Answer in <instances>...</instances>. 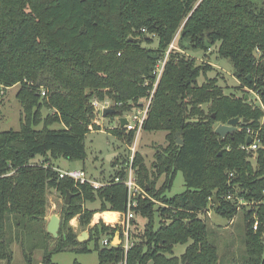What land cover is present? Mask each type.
Masks as SVG:
<instances>
[{
  "label": "trees",
  "instance_id": "16d2710c",
  "mask_svg": "<svg viewBox=\"0 0 264 264\" xmlns=\"http://www.w3.org/2000/svg\"><path fill=\"white\" fill-rule=\"evenodd\" d=\"M174 40L142 129L166 132V146L157 149L151 169L140 152L132 162L146 193L132 209L147 219L142 236L133 235L128 253L122 246L106 248L102 240L115 237L118 227L100 222L80 242L71 227L75 217L86 229L95 214L127 212V187L114 178H126L130 155L112 161L121 169L98 191L60 179L55 161L87 160V136L99 130L95 100H112L114 109L126 112L151 97L154 70ZM212 47L233 65L238 90L247 88L243 95L225 93L218 78L207 76L213 68L188 53ZM16 85L20 128L0 133V263H13L11 246H24L20 236L35 224L43 237L39 264H55L61 252L90 254L91 242L99 264H219L208 231L213 210L230 222L245 214V264H264V0H0V88ZM233 118L246 122L220 138L216 126ZM249 130L262 144L255 153L243 148ZM111 132L133 145L136 132ZM180 172L186 191L168 198ZM234 187L248 205L223 199ZM54 191L63 199L58 238L47 233ZM68 191L74 194L69 205ZM218 237L212 233L214 241ZM176 245L186 246L185 253L176 256ZM31 251L23 250L26 264H35Z\"/></svg>",
  "mask_w": 264,
  "mask_h": 264
},
{
  "label": "rangeland",
  "instance_id": "374dc122",
  "mask_svg": "<svg viewBox=\"0 0 264 264\" xmlns=\"http://www.w3.org/2000/svg\"><path fill=\"white\" fill-rule=\"evenodd\" d=\"M153 46L157 45V40H153ZM217 48H209L205 53H194L193 51H188V53L195 57L198 64L200 65H210L213 70L209 71L207 76L211 78H218L219 85L225 89L227 94H236L241 96L244 92L247 91V88L238 90L241 86L240 82L233 76V65L229 60L219 59L217 57ZM205 79L202 77L199 82L202 84ZM20 86L16 85L12 88H0L3 91V94L0 95V133L4 131H18L20 128V113L21 105L19 100L16 99V94ZM251 93L252 100L256 99L257 96ZM206 109V107H205ZM48 112L43 111V115H46ZM120 125L119 116L105 117L103 118V127L102 130L91 132L87 136L86 140V149H87V160L82 161H66L64 159H59L55 161V165L64 170H85L90 178L95 179L96 181H105L111 175L114 174L115 168L112 166V161H115L118 157L128 156L131 153V149L124 139H119L111 131L118 129ZM54 128H60L59 125H54ZM120 130V128H119ZM125 131V130H124ZM166 146V132L156 131V133H150L142 131L139 135V140L137 141V152H140L144 156L145 164L151 169L152 164L155 161L156 151L160 147ZM133 147V145H132ZM117 154L116 157L112 159L111 162L107 159L109 155ZM44 157H37L36 160H43ZM159 186L163 183V177L160 178ZM186 191V182L184 181L182 173H178L174 180V186L171 191L166 193L168 198H173L176 195H180ZM63 199L59 193L56 191L52 192L49 196V212L47 214L48 218L52 215L60 216V207ZM88 208H98L99 203H89ZM238 215L233 219L232 222L228 218H224L219 214H216L213 210H210L211 217L208 219V231L210 232L211 241L219 249V264H245L246 263V248L244 245L245 240V231H244V215L243 212H238ZM106 215V214H105ZM103 214V217H105ZM96 214L93 216L91 226L89 228H83L80 225L78 217H75L71 222V227H73L79 237L82 240L88 241L91 237L89 235V230L92 227L95 220ZM135 222L132 223V235L142 236L147 219L135 215ZM47 218V219H48ZM49 220V219H48ZM106 220L112 221L111 218H106ZM102 222V220L100 221ZM37 225L29 228V233L22 234L21 241L24 240L25 245L14 242L11 246L14 260L12 264H26L25 257L23 255V250L28 253L32 249V254L34 256V263L39 264L42 262L44 257L43 249L41 248L43 239L42 236L36 235ZM227 227V229H225ZM25 230V231H28ZM217 233L219 237L217 239L212 238V233ZM84 234H87L85 236ZM40 238V239H39ZM119 235L115 233V244H119ZM94 242H91L89 248L92 249L90 254H76L70 252H61L56 253L53 257V262L56 264H74L77 261L80 264H99V254L94 249ZM186 246L176 245L174 248L175 255H181L185 253ZM0 264H7L6 261L1 262Z\"/></svg>",
  "mask_w": 264,
  "mask_h": 264
},
{
  "label": "built area",
  "instance_id": "2783aa9c",
  "mask_svg": "<svg viewBox=\"0 0 264 264\" xmlns=\"http://www.w3.org/2000/svg\"><path fill=\"white\" fill-rule=\"evenodd\" d=\"M175 40L172 42L169 51L167 52L165 58L163 60H161L155 70H154V75L156 76L157 80L155 82L154 85V90L151 92L150 94V98L149 99H144L140 102V106H138V108H133L130 111H126V112H122V115L119 116V122H120V118L121 117H125L127 119V124L124 125V127H121L119 125L118 129H124L125 131L131 132L134 131L136 132V137L133 143V147H129L131 149V153L130 154V167L127 171V176L126 178L122 181L120 179V177H115L114 178V182L115 183H124L127 187V191H128V209L126 213H120L117 212L116 214L118 215V220L114 223H109L106 222L105 219H100L98 222H94L92 226L100 223V221L102 220V222H104V224L107 226H111V227H118V231L116 232L119 235V244L116 245L115 244V237L110 238V236H107V238H105L104 240H102L101 244L103 247L107 246H122L124 252L128 253L127 251L133 246L134 241L132 239L133 235L132 233V228H131V224L132 221L135 219V214L133 212V208L137 207L138 205V200L137 198L140 197V195H146L145 190L139 186L138 182H136V177L134 174V170H133V159L135 154L137 153V141L139 140V135L141 134V132L143 131V125L148 117V111L150 108V104L152 102V98H153V93L155 91L156 86L158 85L159 81H160V77L162 76L166 63H167V58L169 53L171 52V50L173 48H175ZM1 94H3V91H1ZM0 94V95H1ZM41 95L43 97L46 96V92L42 91ZM120 106V105H119ZM93 107L95 110V114L97 115V118L95 120V123L99 126V128L102 130L103 127V118H104V114L103 111L106 108H114V103L112 100H104L103 102H100L98 100H95L93 102ZM92 128V127H91ZM91 132H94V130L92 129ZM248 134L254 138H252V142L251 145H245L243 146L244 149H246L249 152L255 153L257 152L260 147L262 146V144L260 143V139L257 136H254L255 133L251 130L248 131ZM117 170L121 169V166L116 167ZM57 170L59 172V178L60 179H69L70 181L72 180L74 182V184L77 187L80 186H84V185H88L91 184L92 188L95 191H98L104 187H106L107 185H109V179H106L104 182L103 181H96L93 178H90V176L87 174V172L85 170H64L61 169L59 167H57ZM230 178L233 177V173H231ZM235 193H233L232 191H228L227 194H225L223 196V199L227 202H233L235 204H237V207L240 208L241 206L244 205H248L249 203L238 197V188L234 187ZM210 217L211 215L208 214ZM254 218L256 219L254 226H253V231H258V221H257V217L256 215L254 216Z\"/></svg>",
  "mask_w": 264,
  "mask_h": 264
},
{
  "label": "water",
  "instance_id": "95a60500",
  "mask_svg": "<svg viewBox=\"0 0 264 264\" xmlns=\"http://www.w3.org/2000/svg\"><path fill=\"white\" fill-rule=\"evenodd\" d=\"M103 114L105 117H109V116H121L122 115V111L116 110L114 108H106L103 111ZM242 122H246V120L241 119V118H233L230 119L229 121H227L224 124H219L216 126V130L215 133L222 139H225L227 136L229 135H233L235 132H238V128L237 126L242 123ZM127 124V119L125 117H121L120 118V126L124 127V125ZM252 142V138L248 137L247 141H246V145H251ZM177 143L182 145L183 144V140L181 138L177 139ZM117 154H112L109 155L107 157V159L109 160V162L112 161V159L114 157H116ZM74 196V194L72 192H67V195L65 197V202L67 205H69L71 202V198ZM213 200L217 203L218 202V197L214 196ZM48 221V225H47V233L49 235H51L54 238H58L59 236V230L61 227V223H62V219L59 215L55 214L50 216ZM85 236H87V234H84ZM79 241L80 242H84L85 240H82L81 237H79ZM263 242H264V237H263Z\"/></svg>",
  "mask_w": 264,
  "mask_h": 264
},
{
  "label": "bare ground",
  "instance_id": "6f19581e",
  "mask_svg": "<svg viewBox=\"0 0 264 264\" xmlns=\"http://www.w3.org/2000/svg\"><path fill=\"white\" fill-rule=\"evenodd\" d=\"M105 217H106V218H107V217H108V218H111L112 221H108V220L106 221V220H105L106 222H109V223H114V222H116V221L118 220V218H119L118 215H117L116 213H110V212L106 213Z\"/></svg>",
  "mask_w": 264,
  "mask_h": 264
},
{
  "label": "crops",
  "instance_id": "0c3cea01",
  "mask_svg": "<svg viewBox=\"0 0 264 264\" xmlns=\"http://www.w3.org/2000/svg\"><path fill=\"white\" fill-rule=\"evenodd\" d=\"M56 167H58V166H56ZM59 168H60V167H59ZM116 170H117V169H115V171H116ZM114 174H115V172H114ZM114 174H113V175H114ZM108 179H109V178H108ZM48 212H49V210H48ZM108 212H110V211H107L106 213H108ZM106 213H102V214L98 213V214H96V216H97V215H102V216H103V214L105 215ZM110 213H117V212H110ZM96 216H95V217H96ZM47 218H48V216H47ZM100 219H105V218L100 216V217L96 218L95 220H100ZM105 220H106V219H105ZM48 221H49V220H48ZM106 221H107V220H106Z\"/></svg>",
  "mask_w": 264,
  "mask_h": 264
}]
</instances>
